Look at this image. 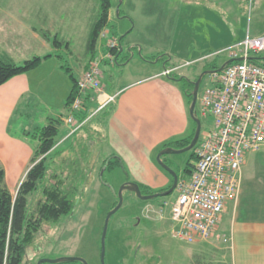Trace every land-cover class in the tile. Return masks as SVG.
I'll return each instance as SVG.
<instances>
[{
	"label": "rangeland",
	"instance_id": "rangeland-1",
	"mask_svg": "<svg viewBox=\"0 0 264 264\" xmlns=\"http://www.w3.org/2000/svg\"><path fill=\"white\" fill-rule=\"evenodd\" d=\"M110 2L111 15L105 27L107 36L99 37L95 55V58L105 55L100 64L101 80L108 90L125 85L144 74L164 69L165 64L171 63L168 59L171 55L174 63L183 64L174 75L188 76L195 81L207 64L214 62L222 65L229 60V53L224 51L226 48L217 50L221 46L210 42L211 33L222 34L225 38L228 32V45L240 42L248 35L264 36V0ZM99 12V0H0V55L10 56L17 64H23L36 56L52 54L46 59V70L64 65L65 67H60L63 71L61 82L71 83L70 74L73 73L78 78L81 67H88L95 59L87 54V45L92 24ZM177 20L181 23L180 31L183 30L186 36L188 30L191 32L192 43L173 42ZM43 32L48 33V39ZM56 36L61 41L57 45ZM113 38L121 40L122 49L117 62L114 57L107 56V42ZM178 53L186 55L179 57ZM162 54L168 56L166 60H158ZM257 56L264 60V52ZM196 58L198 59L193 60ZM186 60L190 61L186 63ZM65 68H71V72ZM211 80V74H207L198 94L196 113L202 122L201 135L213 123L212 117H204L199 113L200 97ZM181 82L186 86L184 81ZM186 87L190 88L188 85ZM187 100L189 104V99ZM93 110L91 106L86 129L63 143L61 151L50 154L48 161L52 162L55 158V168L50 165L46 178L28 195V213L35 215L37 203L44 198V187L57 183L71 196L74 207L59 220H46L42 223L28 245L21 264H38L42 259L55 260L63 257L83 258L88 264H102L101 238L105 220L119 201L120 188L129 178L134 177L136 169L123 163L114 169H105L103 163L110 158V148L105 137L106 121L102 120V114L98 110L92 113ZM16 117L20 122L29 120V114L26 113ZM29 126L32 130V124ZM194 130L196 122L190 116V134ZM67 131L62 123L57 139H63ZM29 134L33 136V133ZM35 143L38 144L39 141ZM193 151L194 149L166 154L163 157L182 176L189 164H195ZM159 152L154 159L160 166L157 160ZM98 159L101 168L95 170ZM251 178L256 179L258 186L254 187L249 182V192L245 197H263L264 149L251 151L246 156L243 179ZM11 190L17 192V186ZM177 197L176 188L168 195L151 200H142L135 192L125 189L122 206L109 220L105 264H195L197 253L203 255L200 258L217 260L218 253L214 248L207 247L201 252L197 249L198 244L186 243L173 237L174 224L170 214ZM228 203L229 215L221 223L227 230L233 201ZM149 207L150 210H147ZM161 207L164 217L159 212ZM220 233L222 232L218 228V235L214 238L221 243L232 244L231 236ZM224 238L229 240L225 241ZM228 249L229 247L226 250ZM42 264L83 263L47 261Z\"/></svg>",
	"mask_w": 264,
	"mask_h": 264
},
{
	"label": "crops",
	"instance_id": "crops-1",
	"mask_svg": "<svg viewBox=\"0 0 264 264\" xmlns=\"http://www.w3.org/2000/svg\"><path fill=\"white\" fill-rule=\"evenodd\" d=\"M177 21L173 42L192 43L191 32L188 30L186 36L183 30L180 31V20ZM210 35V42L221 46L217 50L230 46L227 44L228 32L225 38L222 34ZM240 35L242 37V34ZM194 37L197 40V36ZM181 55L186 54H177L179 57ZM168 59L171 63L165 64L164 69L181 68L180 66L183 65L174 63L172 55ZM187 61L190 60H186V63ZM46 63L45 59L37 68L15 76L0 86V167L5 170L6 184L10 190L15 186L18 189L25 178L39 144L35 143L39 141L38 138L26 132L34 131L38 126H45L50 118L61 119L68 131L61 139L62 142L58 140L56 148L50 152V154L57 153L61 151L60 146L63 143L86 129L88 122L78 128V118L88 115L91 106L94 108L92 113H95L106 97H113L109 105H114L110 113L106 115L102 114L104 111L101 113L107 127L105 137L110 148L108 156H118L123 165H132L136 169L134 177L129 178L127 182H136L155 192H160L172 184L170 175L157 164L154 156L166 148L164 145L168 142L185 138L190 134L189 104L182 80L162 75L164 70L162 69L144 74L110 90L103 85L102 94L94 92L86 94L84 107L76 114L77 125H75L67 121L69 113L67 103L73 83L62 84L61 65L60 67L56 65L47 71ZM86 69L87 67H81L78 79ZM23 113L29 114V120L20 122L16 116ZM31 124L32 130L29 126ZM53 160L48 161V167L51 165L55 168L57 161ZM97 168H101L99 159L94 166L95 170ZM249 182L254 187L258 186L255 178H242L238 197L233 200L229 230L221 225L225 216L229 215V203L219 223L218 228L222 232L220 234L231 236L232 244L219 242L215 239L217 236L209 241L196 242L199 251L212 247L218 254L217 260H207L205 256L200 258L203 255L196 252L198 258L195 264H264V196L245 197L249 192L247 186ZM11 192L16 193L13 190ZM228 247L229 249L226 250Z\"/></svg>",
	"mask_w": 264,
	"mask_h": 264
},
{
	"label": "built area",
	"instance_id": "built-area-1",
	"mask_svg": "<svg viewBox=\"0 0 264 264\" xmlns=\"http://www.w3.org/2000/svg\"><path fill=\"white\" fill-rule=\"evenodd\" d=\"M105 36L106 30L100 34ZM118 46L117 38L109 39L107 56L114 57L110 50ZM224 51L235 61L211 73V84L200 97L199 113L212 117L213 123L199 138L191 173L178 179V197L171 208L173 237L190 244L217 236L227 203L240 192L247 154L264 149V65L252 59L264 52V36L248 35ZM103 58L105 55L96 57L79 78L77 93L69 105V123L77 125L76 114L84 107L88 92L103 93ZM178 68H166L162 75L168 76ZM112 100L106 97L97 112ZM87 120L78 121V128ZM159 212L162 216V207Z\"/></svg>",
	"mask_w": 264,
	"mask_h": 264
},
{
	"label": "trees",
	"instance_id": "trees-1",
	"mask_svg": "<svg viewBox=\"0 0 264 264\" xmlns=\"http://www.w3.org/2000/svg\"><path fill=\"white\" fill-rule=\"evenodd\" d=\"M99 1L100 12L92 24L87 45V54L91 55L92 58H95L100 34L105 30V27L110 19V0ZM43 35L47 39L49 38L47 32H43ZM120 41L121 40H119V42ZM60 43L61 41H59L58 36H56L55 44L57 45ZM121 49L122 47L120 44V46L110 50L116 62L118 61V54L120 53ZM50 56H52V54L45 55L44 57L36 56L32 59L26 60L23 64H17L10 56L0 55V86L15 76L25 74L37 68L45 59L49 58ZM166 57L167 56L165 54H162L159 59L166 60ZM252 59L257 63L264 65V60L262 57L254 55L252 56ZM61 67L63 68L65 66L61 65ZM220 67L221 65L213 62L207 64L203 71L206 69L214 70ZM65 69L68 72H71V68ZM174 74L175 71L169 74L168 77L174 78L176 80H182L186 86L188 85L190 87L187 88L184 86V92L189 99V104H191L193 99L192 92L194 89V83L192 79L185 76L177 77ZM70 75L73 82V88L68 97V106L71 104L77 93L79 81V79L76 78L73 73ZM197 78L198 76L195 78V80H197ZM109 104L107 105L108 108L104 107L98 113H102L103 111L104 112L102 114L104 115L108 114V112L110 113V110H113L114 105ZM86 119L87 115H83L78 118L80 123ZM88 121L89 120L84 122L82 127ZM61 125V119L50 118L45 126H38L36 127L35 131L26 132V134L33 133V136L38 138L39 144L32 158V166L27 171L25 178L19 185L15 194L11 192L10 188L6 184L5 170L0 167V264H21L23 262L28 245L31 243L36 232H38L41 228L42 223L46 220L57 221L61 218V216L68 214L74 207L71 196L66 191H64L59 184L55 183L53 185L44 187V198L39 200L37 203L35 215H30L27 210L28 195L38 187L39 182L44 180L49 172V154L56 148L58 144L57 135L60 132ZM194 134L195 130L192 134H189L185 138L168 142L164 145V147L183 148L188 146L193 139ZM196 146L193 148L194 159H196ZM162 159L172 167V164L167 158L162 157ZM120 165H122V161L118 156H112L104 162L105 169L109 170ZM193 167L194 164H189L185 168L183 175H188L191 173ZM163 170L166 171L165 169ZM171 185L168 188H170ZM139 186L143 194L156 193L147 187L142 185ZM168 188L162 191H165Z\"/></svg>",
	"mask_w": 264,
	"mask_h": 264
},
{
	"label": "water",
	"instance_id": "water-1",
	"mask_svg": "<svg viewBox=\"0 0 264 264\" xmlns=\"http://www.w3.org/2000/svg\"><path fill=\"white\" fill-rule=\"evenodd\" d=\"M233 61H235V60L229 59L225 63H223L221 65V67L218 69L203 71L199 75L198 79L193 81V83H194V89L192 92L193 99H192V102L190 104L189 114H190L191 118L196 122V130H195L194 137L188 146H185V147L179 148V149L174 148V147H166V148H163L159 152V154L157 155V160H158V163L160 164V166L163 169H165L173 178V184L171 185V187L169 189L165 190L164 192H156L153 194H143L140 186L136 182L130 181V182L124 183V185L120 188L119 193H118L119 201H118L117 205L108 214V216L105 220V224H104L103 234H102V238H101V261H102V264H105L106 235H107V231H108L109 220H110L111 216L114 213H116L119 210V208L122 206L124 190L128 189V190L135 192V194L142 200H151V199H154V198L159 197V196H165V195L172 193L175 190L177 183H178L179 176L176 173V171L162 159V157L166 154H176V153H182V152H185L188 150H192L197 145L199 138H200V135H201L202 122L196 113V105H197L199 89H200V85H201V82L203 80V77L205 75L211 74L213 72L222 71L225 68V66L232 63ZM47 261H53V262L80 261L83 264H88V262L83 258H69V257L58 258L55 260L42 259L38 264H42V263L47 262Z\"/></svg>",
	"mask_w": 264,
	"mask_h": 264
},
{
	"label": "flooded vegetation",
	"instance_id": "flooded-vegetation-1",
	"mask_svg": "<svg viewBox=\"0 0 264 264\" xmlns=\"http://www.w3.org/2000/svg\"><path fill=\"white\" fill-rule=\"evenodd\" d=\"M198 79V78H197ZM172 164V163H171ZM171 179H172V184H173V178H172V176H171ZM169 189V188H168ZM160 192H164V191H160Z\"/></svg>",
	"mask_w": 264,
	"mask_h": 264
}]
</instances>
